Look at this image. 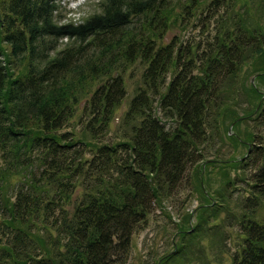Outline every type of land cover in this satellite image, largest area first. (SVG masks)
Segmentation results:
<instances>
[{
    "label": "trees",
    "instance_id": "1",
    "mask_svg": "<svg viewBox=\"0 0 264 264\" xmlns=\"http://www.w3.org/2000/svg\"><path fill=\"white\" fill-rule=\"evenodd\" d=\"M203 2L102 0L83 22L60 24L57 0H0V264L124 263L133 233L193 170L220 167L225 191L235 183L225 169L248 161L251 197L235 219L242 245L230 264H264L255 209L264 199V0H223L200 52L163 44ZM137 59L142 86L121 139L107 142L126 96L121 73ZM248 72L249 84L240 78ZM76 116L80 139L64 131ZM243 124L251 130L241 133ZM224 140L246 156L221 158ZM190 192L200 200L196 223L176 230L179 246L156 264L204 262L197 244L224 198L218 189L212 204L200 182Z\"/></svg>",
    "mask_w": 264,
    "mask_h": 264
},
{
    "label": "rangeland",
    "instance_id": "2",
    "mask_svg": "<svg viewBox=\"0 0 264 264\" xmlns=\"http://www.w3.org/2000/svg\"><path fill=\"white\" fill-rule=\"evenodd\" d=\"M102 0H86V2L78 9V11L70 10L66 4V0H57V11L55 12V20L57 23L63 24L72 22L79 24L83 22L84 19L97 13L99 11L98 3ZM223 0H204L201 4L200 9L193 12L186 19V25L183 27L175 26L173 27L164 37L163 44H170L172 41L175 42V46L183 49V51L190 46L199 47V52L205 49L206 44L211 43L216 35V27L218 26V21L220 15L223 14ZM227 2L228 0H224ZM3 3V0H2ZM1 3V4H2ZM1 19V10H0ZM68 42L66 39L59 40V48H65ZM144 71V66L137 59L128 69L123 73L122 79L124 83V88L126 92L125 98L122 100L119 107L114 113V117L110 123L107 134L104 139L107 142L118 141L121 139V129L123 126V118L128 110L129 102L134 96L135 92L139 87L142 86V73ZM176 68L175 63L172 64L169 70L166 82L168 83L172 76L175 74ZM243 73V72H242ZM241 79L245 78L246 83H252L253 76L248 72L242 75ZM240 87H237L239 89ZM261 91H263L261 89ZM262 93V92H260ZM238 103L236 111L240 114V109L246 107L244 99L238 97ZM85 103H81V106ZM258 104V102H257ZM81 112V108L77 110V115ZM81 119L79 116L73 120L70 128L64 131L72 132L75 134L76 139L81 138ZM227 132L230 134L234 133L232 130L233 126L226 123ZM248 125L243 124L240 128L244 133L250 131ZM132 125H127L124 130L126 133H130ZM264 137V126L260 129ZM218 144V142H216ZM224 145L220 146L223 159H228L230 157H243L246 156L247 147L242 144H233L224 140ZM258 161V157L255 158ZM253 161H248L246 166L244 163L239 165L236 169L227 168L223 174L229 175L230 180L233 185H230L228 190H220L223 177L221 175L220 167H203V170L198 175L196 170L191 172L189 179L184 180L182 185L177 188H173L171 196L165 201L161 202L160 207H155V209L147 216L146 223L144 226L138 228L132 235L131 248L129 254L121 264H156L159 259L165 254L174 251L176 246H179V238L177 236L176 230L185 228L186 222L190 226L196 223V218L194 217L196 213V208L198 207L200 200L198 196L190 192L193 187L197 186L200 182L204 189L208 190V199L211 200L212 204L217 203V199L220 197H215L214 192L219 189L223 195V205L218 209L217 221H209L207 226H210V232L206 231L203 233L197 248L202 250V255L204 258L203 264H230V257L236 253L240 252L241 243L238 236L239 226L236 224V220L241 214L246 212V205L248 199L251 197L250 191V169ZM216 199V200H214ZM264 199L255 207L256 210V221H264ZM263 208H260V207ZM254 209V207L252 208ZM251 211V208L248 209ZM247 210V211H248ZM225 216H228L225 219ZM216 226L218 230L214 229ZM196 248L195 245H193ZM238 254V253H237ZM191 257V256H190ZM196 258V256H194ZM194 264V263H192Z\"/></svg>",
    "mask_w": 264,
    "mask_h": 264
},
{
    "label": "water",
    "instance_id": "3",
    "mask_svg": "<svg viewBox=\"0 0 264 264\" xmlns=\"http://www.w3.org/2000/svg\"><path fill=\"white\" fill-rule=\"evenodd\" d=\"M252 82H253V79H252Z\"/></svg>",
    "mask_w": 264,
    "mask_h": 264
}]
</instances>
